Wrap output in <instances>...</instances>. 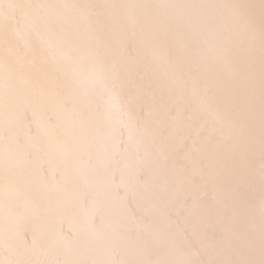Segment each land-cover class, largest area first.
Wrapping results in <instances>:
<instances>
[{
  "label": "snow or ice",
  "instance_id": "snow-or-ice-1",
  "mask_svg": "<svg viewBox=\"0 0 264 264\" xmlns=\"http://www.w3.org/2000/svg\"><path fill=\"white\" fill-rule=\"evenodd\" d=\"M0 264H264V0H0Z\"/></svg>",
  "mask_w": 264,
  "mask_h": 264
}]
</instances>
